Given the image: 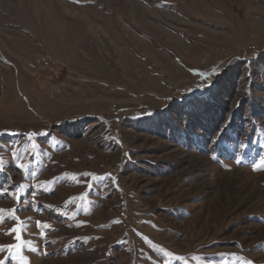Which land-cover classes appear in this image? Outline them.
Wrapping results in <instances>:
<instances>
[{
    "label": "rangeland",
    "instance_id": "rangeland-1",
    "mask_svg": "<svg viewBox=\"0 0 264 264\" xmlns=\"http://www.w3.org/2000/svg\"><path fill=\"white\" fill-rule=\"evenodd\" d=\"M0 210V264H264V0H0Z\"/></svg>",
    "mask_w": 264,
    "mask_h": 264
},
{
    "label": "snow or ice",
    "instance_id": "snow-or-ice-1",
    "mask_svg": "<svg viewBox=\"0 0 264 264\" xmlns=\"http://www.w3.org/2000/svg\"><path fill=\"white\" fill-rule=\"evenodd\" d=\"M256 166L254 165V170H255ZM0 211H3V210H0ZM10 232H17L19 233V229L14 227L12 229H10ZM16 239L19 240L20 239V236L19 234L16 236ZM5 246H0V248H3ZM7 247H11V246H7ZM18 248H22V245H17ZM18 264H27V261L21 256L19 261H18ZM249 264H251V262H249Z\"/></svg>",
    "mask_w": 264,
    "mask_h": 264
}]
</instances>
